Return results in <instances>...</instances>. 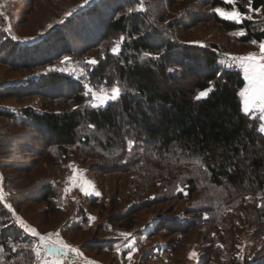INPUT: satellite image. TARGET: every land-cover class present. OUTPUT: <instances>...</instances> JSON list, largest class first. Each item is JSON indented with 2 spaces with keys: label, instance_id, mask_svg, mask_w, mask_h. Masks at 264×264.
<instances>
[{
  "label": "trees",
  "instance_id": "obj_1",
  "mask_svg": "<svg viewBox=\"0 0 264 264\" xmlns=\"http://www.w3.org/2000/svg\"><path fill=\"white\" fill-rule=\"evenodd\" d=\"M246 5L247 0H236L238 11L245 13ZM252 6L264 9V0H252ZM217 7L232 9L224 0H95L84 7L76 5L65 18L51 21V28L36 33L18 34L11 17V28L0 29V63L13 72L58 65L65 56L82 62L92 55L98 61L94 67L84 65V73L78 77L47 69L20 86L9 90L0 87V99L37 96L42 100V110L26 107L19 111V117L0 110V118L29 126L39 143L38 155L46 163L57 165L72 156L89 162L95 173L128 175L126 205L110 214L105 226H94L103 235L75 244L87 256L86 252L112 254L115 264L117 249L126 254L129 249L123 247L130 238L134 237L140 247L143 237L150 238L161 230L185 234L196 225L185 216L181 220L179 216L154 217L136 228L135 223L142 211L157 202L183 201L184 190L189 198L194 196L202 178L232 200H252L245 220L264 229V132L258 116L243 109L242 71L221 63L218 45L199 46L181 37L199 22L209 20L229 35L243 30L244 36L229 38L236 45L249 46L252 40L259 44L264 41V19L259 24L252 19L235 24L218 16L214 12ZM4 19L0 8V23ZM117 43L120 52L114 55L111 49ZM145 52L160 59H146ZM117 84L124 92L118 101L91 107L85 85L94 89ZM208 88L213 91L207 97L195 98ZM1 150L2 144L0 157L6 154ZM40 181L45 184L39 189L45 214L62 215L58 203L65 193L49 178ZM149 188H156L152 198L145 196ZM136 191L140 201L132 203ZM29 197L23 195V199ZM107 202L99 203L92 197L88 208H98L101 213L109 205L113 212L119 203L117 196ZM18 204L10 203L13 211L0 208V249L10 258L17 253L11 251L13 245L30 253L33 245L32 237H20L21 230L11 221L13 212L22 216ZM192 211L184 213L194 215ZM115 225L132 230L128 241L107 237L108 229ZM63 226L66 239L67 233L81 231L68 217ZM156 248L168 251L169 244ZM153 252L150 249L143 254L140 264ZM26 258L25 264H30L29 254ZM259 260L264 264V258Z\"/></svg>",
  "mask_w": 264,
  "mask_h": 264
},
{
  "label": "rangeland",
  "instance_id": "obj_2",
  "mask_svg": "<svg viewBox=\"0 0 264 264\" xmlns=\"http://www.w3.org/2000/svg\"><path fill=\"white\" fill-rule=\"evenodd\" d=\"M81 1L0 0V8L5 18V21L0 23V29L9 30L11 28V24L8 23V17H11L15 31L23 36L36 33L38 29L45 30L54 19L65 18L69 15L70 9L73 12L76 5L80 7L86 6L85 0L82 1L83 3ZM93 1L95 0H89L87 5H90ZM226 11H231V9ZM63 14L65 15L63 16ZM244 14L251 15L252 20L258 24L264 19V9L252 13H248L247 10ZM85 23L88 22L85 21ZM87 25L85 26L87 27ZM235 36V34H226L211 21L204 20L185 32L181 37L183 40L199 46L207 44L218 45L221 63L225 66L233 64L241 69L245 79V85L240 91L243 109L246 112L257 115L260 123L264 124V121L260 119L264 113L260 111L258 104L253 105L250 100L253 93L248 74L244 71V62L239 59L229 58L246 57L252 54L259 61L262 53L259 44H251L249 46L234 44L230 39H234ZM90 59H93L92 55L85 56L82 62L69 59L66 64L48 65L44 68H36L32 71L24 72H13L4 63H0V87L9 90L8 88L10 87L20 86L31 77H36L38 73H45L50 68H55L58 71L64 69L61 72L68 73L72 77H78L81 75L84 65H88L86 61ZM88 66L90 67V65ZM87 86L90 87L89 85ZM101 89L110 91L111 86L98 85L93 91L100 93ZM88 96L89 102L98 103V101H92V93H89ZM42 105V100L37 96H26L21 99L14 97L0 99V110L9 111L18 117L21 109L32 107L36 110H42ZM18 124L8 119L0 118L1 151L6 153L0 157V177H2L0 179V190H2L4 196V200L0 201V208L8 209L5 204L12 203L15 205L16 201H19L17 208L23 217L20 214H15L11 221L18 230H21L20 237L31 236L24 231L21 222L36 231L39 228L37 232L41 236L48 237L49 234L58 233L59 239L77 249L78 247L72 244L82 245L92 238L103 235L98 230L95 231L94 226L98 224L105 226L107 217L126 205L129 199L126 186V177L128 175L95 173L91 171L89 162H84L82 159L72 156L58 161L57 165H50L44 161L41 155H38L39 143L37 142L38 140L36 141L37 138L32 133L31 128ZM34 152L37 154H33ZM69 165L72 167H69ZM73 168L77 170L75 174L76 180L70 181L69 177L73 176ZM43 178L52 180L65 193L64 195L62 194V200L58 203L62 208V215L52 216L45 214V203L40 201L39 192V189L45 185L40 181ZM198 183V192L191 198L188 197L187 192L184 190L186 197L183 201L177 202L170 199L163 203L157 202L151 208L142 211L135 223L136 228L146 224L154 217L179 216L178 218L181 220L182 216H185V219H188L187 222L190 220L196 222L194 227L187 229L185 234H170L166 230H161L157 235L154 234L150 238L143 237L141 246L137 247L135 245L136 251L132 253L131 261L128 259L130 249L128 248L129 250L126 254H122L123 250L121 249L115 253L116 257H118L115 264H140L142 255L150 249H154V252L145 264H261L259 259L264 258V229H258L254 224L251 226L245 220L247 205L253 204L252 200H249L248 197H245L242 202L235 201V199L232 200L226 193L215 189L203 178L199 179ZM80 185L84 186L89 195H85L80 190ZM66 188L68 189L67 192L65 191ZM153 189L149 188V192L145 195L147 198H152ZM97 192L99 195L95 194ZM134 194H132L131 200H133L132 203H137L140 201L137 191ZM23 195L30 197L23 199ZM114 196H117L119 203L113 207V212L109 205L101 213L98 208H88V201L92 197L98 198L99 203H105ZM188 209H192L194 215L184 213ZM66 217L69 218L70 224L81 226V231L67 233L68 239L64 237L63 223ZM89 217L94 219H89ZM34 225L38 226L36 227L37 229ZM108 231L107 237H121L120 233L132 232V230L128 231L116 225L108 229ZM51 238L56 239L57 237L53 235ZM32 239L33 244L40 243L38 237H32ZM128 242H134L135 244V238H130ZM163 243L169 244L168 251L156 248L157 246H163ZM12 247L17 249L14 258H10L6 252L2 251L0 252V264H25L28 254L31 258V262L29 261L28 263L41 264L40 261H37L32 246L31 253L27 252L26 248L20 251L18 249L20 246L17 245ZM123 248L127 247L124 246ZM86 253L89 257L91 256V260L83 258L81 253L79 256L69 253L68 258L64 260V264H102L94 258L114 264L113 261L111 262L114 257L112 254L104 252L101 254ZM192 253H195V256H191ZM84 255L87 257L86 254ZM240 256H243V259H240ZM51 259L52 257H48L49 262Z\"/></svg>",
  "mask_w": 264,
  "mask_h": 264
},
{
  "label": "snow or ice",
  "instance_id": "obj_3",
  "mask_svg": "<svg viewBox=\"0 0 264 264\" xmlns=\"http://www.w3.org/2000/svg\"><path fill=\"white\" fill-rule=\"evenodd\" d=\"M89 3V0H85V5ZM224 3L227 5H231L232 9L231 11H226L222 7H217L214 9V12L220 16L224 20L231 21L235 24H241L245 19L251 20L252 16L251 15H246L240 11L237 10L236 8V0H224ZM247 10L248 13L252 12H259L260 9L254 8L252 6V0H247ZM51 28L52 26L49 25ZM236 36H244L245 33L243 30L236 32ZM12 39H16L13 37ZM125 39L124 36L120 37V41H123ZM254 45L257 44L256 40L251 41ZM27 43V41H25ZM259 48L262 53L261 57L259 58V61L257 60V57L249 54L246 57H229L230 59H239L244 62V71L245 73L248 74V79L251 84V90H252V97L250 98L251 103L253 105L258 104L259 109L262 113H264V41L259 42ZM111 52L114 55H119L120 52V45L117 43L116 46L112 47ZM144 57L146 59H151V60H158L160 59L159 56H152L149 52H145ZM69 62V57L65 56L63 60L60 61L61 64H66ZM86 63L90 66H95L98 61L96 59H90L86 61ZM131 63V61H130ZM55 68H50L48 71H55ZM60 71H64V69H60ZM169 71H172V69H169ZM39 75V73L37 74ZM81 75H83V71H81ZM86 92L85 95L92 93V101H98V103H92L91 107L92 108H100L105 106L109 101H118L120 97L124 94L122 92L121 87L119 84L114 85L111 87L110 91L101 89L100 93H96L93 91L92 88L88 87L85 85ZM213 91L212 88H208L206 90L200 91L197 96L195 97L197 100H200L202 98H205L209 95V93ZM261 121H264V115H261L260 117ZM261 132H264V128H261ZM132 141H129V144H132ZM69 167H72L69 165ZM73 171V176L69 177L70 181H75L76 180V172L77 170L75 168L72 169ZM2 179V177H0ZM74 186H76L74 184ZM80 190L85 194L89 195V193L85 190L83 185H80ZM65 191L67 192L68 189L66 188ZM96 195H99V193H95ZM4 200L3 192L0 190V201ZM5 207L9 209V211H12V206L10 204H5ZM258 207H261L258 205ZM13 215L15 216V213L13 212ZM19 219V218H17ZM89 219H94L92 217H89ZM21 226L24 228V231L26 233H29L32 237H38L40 243L39 244H33L32 249L36 254V259L37 261H40L41 264H64V260L68 258L69 253H74L76 255H80L79 251L77 248L71 247L69 244L64 243L61 239H59V234L54 233V234H49L48 237L41 236L35 229L28 228L26 225H23V222H21ZM55 235L57 238L52 239L51 237ZM121 237L125 239V241L129 240V237L132 236L131 233H120L119 234ZM125 247L129 248L130 251L128 253V259L129 261L132 260V253L136 251L135 244L134 242H128L125 244ZM3 249H0V252H2ZM12 252H16L17 249L13 247L11 249ZM119 251V249H117ZM191 256H195V253H192ZM48 257H52L51 261L49 262ZM240 259H243V256H240Z\"/></svg>",
  "mask_w": 264,
  "mask_h": 264
},
{
  "label": "crops",
  "instance_id": "obj_4",
  "mask_svg": "<svg viewBox=\"0 0 264 264\" xmlns=\"http://www.w3.org/2000/svg\"><path fill=\"white\" fill-rule=\"evenodd\" d=\"M259 55V54H258ZM258 58H259V56H258ZM260 128H264V124L261 122V124H260ZM68 242V241H67ZM70 243V242H69ZM72 244V243H71ZM72 245H75V244H72ZM75 246H77V245H75ZM78 247V246H77ZM80 252V251H79ZM82 255H83V258H87V259H90V257L89 256H85L84 255V253H82V252H80ZM91 260V259H90Z\"/></svg>",
  "mask_w": 264,
  "mask_h": 264
}]
</instances>
